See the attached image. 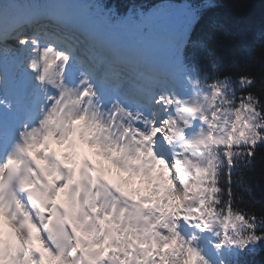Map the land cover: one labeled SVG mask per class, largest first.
Masks as SVG:
<instances>
[{"label": "snow or ice", "instance_id": "1", "mask_svg": "<svg viewBox=\"0 0 264 264\" xmlns=\"http://www.w3.org/2000/svg\"><path fill=\"white\" fill-rule=\"evenodd\" d=\"M136 31L105 10L0 3V264L264 251V204L240 190L264 153V69L190 67L168 12Z\"/></svg>", "mask_w": 264, "mask_h": 264}, {"label": "trees", "instance_id": "2", "mask_svg": "<svg viewBox=\"0 0 264 264\" xmlns=\"http://www.w3.org/2000/svg\"><path fill=\"white\" fill-rule=\"evenodd\" d=\"M33 4L52 0H20ZM68 1V0H65ZM98 14L110 13L114 20L130 21L137 33L138 24L153 13L168 12L180 20L175 33L186 44L183 54L190 67L212 75L240 74L248 70L259 79L264 69V0H80ZM189 5V13L182 6ZM182 35H186L182 38ZM246 201L257 212L264 204V153L258 155L254 168L248 170L240 185ZM242 264H264V251L246 253Z\"/></svg>", "mask_w": 264, "mask_h": 264}, {"label": "clouds", "instance_id": "3", "mask_svg": "<svg viewBox=\"0 0 264 264\" xmlns=\"http://www.w3.org/2000/svg\"><path fill=\"white\" fill-rule=\"evenodd\" d=\"M182 9H183L182 13L187 14V13H189L190 6L189 5H184V6H182Z\"/></svg>", "mask_w": 264, "mask_h": 264}, {"label": "rangeland", "instance_id": "4", "mask_svg": "<svg viewBox=\"0 0 264 264\" xmlns=\"http://www.w3.org/2000/svg\"><path fill=\"white\" fill-rule=\"evenodd\" d=\"M66 8L69 9V10H72V9H73V6L69 5V6H67ZM82 16H83V15H82ZM89 154H90L91 156L94 155V154L91 153L90 151H89Z\"/></svg>", "mask_w": 264, "mask_h": 264}, {"label": "water", "instance_id": "5", "mask_svg": "<svg viewBox=\"0 0 264 264\" xmlns=\"http://www.w3.org/2000/svg\"><path fill=\"white\" fill-rule=\"evenodd\" d=\"M3 2V0H0V3H2Z\"/></svg>", "mask_w": 264, "mask_h": 264}]
</instances>
